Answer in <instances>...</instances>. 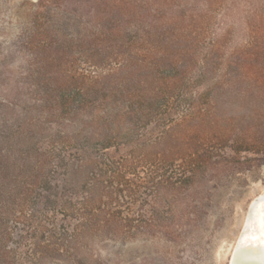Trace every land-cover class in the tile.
I'll list each match as a JSON object with an SVG mask.
<instances>
[{
    "label": "rangeland",
    "instance_id": "rangeland-1",
    "mask_svg": "<svg viewBox=\"0 0 264 264\" xmlns=\"http://www.w3.org/2000/svg\"><path fill=\"white\" fill-rule=\"evenodd\" d=\"M252 136L264 0H0V264H230Z\"/></svg>",
    "mask_w": 264,
    "mask_h": 264
},
{
    "label": "bare ground",
    "instance_id": "bare-ground-1",
    "mask_svg": "<svg viewBox=\"0 0 264 264\" xmlns=\"http://www.w3.org/2000/svg\"><path fill=\"white\" fill-rule=\"evenodd\" d=\"M230 264H264V192L250 204Z\"/></svg>",
    "mask_w": 264,
    "mask_h": 264
},
{
    "label": "trees",
    "instance_id": "trees-1",
    "mask_svg": "<svg viewBox=\"0 0 264 264\" xmlns=\"http://www.w3.org/2000/svg\"><path fill=\"white\" fill-rule=\"evenodd\" d=\"M247 144L245 146V149H253L257 153H260V159H264V137H258V136H252L250 139L246 140ZM195 156V155H194ZM165 157V156H164ZM182 157V156H180ZM182 158L180 160V163L177 165V169H175L174 175V183L176 186V189L179 187L180 184L184 183L188 178H190V175L188 174V166L186 167L185 160L183 161ZM190 167V166H189ZM164 178V182H168V178H172L167 176L166 173H163L161 175Z\"/></svg>",
    "mask_w": 264,
    "mask_h": 264
},
{
    "label": "flooded vegetation",
    "instance_id": "flooded-vegetation-1",
    "mask_svg": "<svg viewBox=\"0 0 264 264\" xmlns=\"http://www.w3.org/2000/svg\"><path fill=\"white\" fill-rule=\"evenodd\" d=\"M246 219H247V217H246ZM245 222H246V220H245ZM245 222H244V226H245ZM244 226H243V229H244ZM243 229H242V231H243ZM231 260V259H230Z\"/></svg>",
    "mask_w": 264,
    "mask_h": 264
}]
</instances>
